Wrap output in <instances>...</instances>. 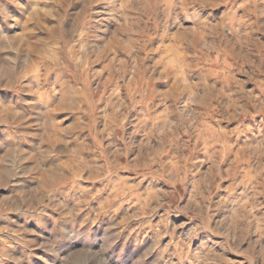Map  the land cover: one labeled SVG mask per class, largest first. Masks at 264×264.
<instances>
[{
	"label": "clouds",
	"instance_id": "9594fccd",
	"mask_svg": "<svg viewBox=\"0 0 264 264\" xmlns=\"http://www.w3.org/2000/svg\"><path fill=\"white\" fill-rule=\"evenodd\" d=\"M0 264H264V0H0Z\"/></svg>",
	"mask_w": 264,
	"mask_h": 264
}]
</instances>
